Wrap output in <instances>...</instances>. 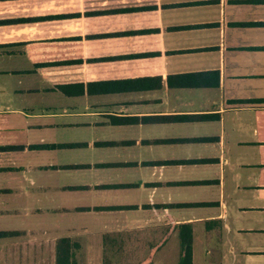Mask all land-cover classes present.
Returning a JSON list of instances; mask_svg holds the SVG:
<instances>
[{"label": "crops", "instance_id": "1", "mask_svg": "<svg viewBox=\"0 0 264 264\" xmlns=\"http://www.w3.org/2000/svg\"><path fill=\"white\" fill-rule=\"evenodd\" d=\"M184 227L192 264H264V0H0V231Z\"/></svg>", "mask_w": 264, "mask_h": 264}, {"label": "rangeland", "instance_id": "2", "mask_svg": "<svg viewBox=\"0 0 264 264\" xmlns=\"http://www.w3.org/2000/svg\"><path fill=\"white\" fill-rule=\"evenodd\" d=\"M4 229L13 228L7 226ZM60 239L58 237L52 243L24 235L0 238V264H55ZM74 241L73 251L78 264H178L181 253L180 242L175 238L158 247L154 256H147L150 246L145 243L102 245L95 241L92 244V240L88 243L86 240ZM206 257L195 256L194 264H209Z\"/></svg>", "mask_w": 264, "mask_h": 264}, {"label": "trees", "instance_id": "3", "mask_svg": "<svg viewBox=\"0 0 264 264\" xmlns=\"http://www.w3.org/2000/svg\"><path fill=\"white\" fill-rule=\"evenodd\" d=\"M16 234L13 231H0V237H6ZM181 237V256L178 264H192L191 256V229L182 228ZM75 244V243H74ZM55 264H78L74 256L73 242L67 237H63L58 241L56 246V260Z\"/></svg>", "mask_w": 264, "mask_h": 264}]
</instances>
